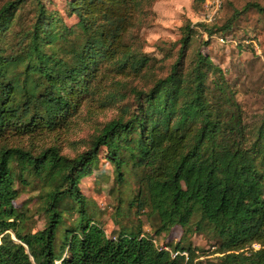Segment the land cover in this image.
I'll return each mask as SVG.
<instances>
[{
  "label": "trees",
  "instance_id": "obj_1",
  "mask_svg": "<svg viewBox=\"0 0 264 264\" xmlns=\"http://www.w3.org/2000/svg\"><path fill=\"white\" fill-rule=\"evenodd\" d=\"M141 6L67 0L74 27L41 0L0 6V264H264V112L247 119L211 58L197 48L187 59L190 23L180 28L166 74L131 87L130 104L84 151L68 158L57 146L13 143L68 131L100 67L137 77L154 69L156 60L128 42ZM249 10L264 15V6L249 2L220 28L196 26L211 37ZM122 97L110 96L106 105ZM101 149L117 225L109 235L80 189ZM25 192L34 193L33 206L17 212L14 202ZM130 214L144 216L151 233L139 220L127 225ZM34 217L42 224L32 231ZM174 227L183 241L207 234L218 256L158 247L156 236Z\"/></svg>",
  "mask_w": 264,
  "mask_h": 264
},
{
  "label": "rangeland",
  "instance_id": "obj_2",
  "mask_svg": "<svg viewBox=\"0 0 264 264\" xmlns=\"http://www.w3.org/2000/svg\"><path fill=\"white\" fill-rule=\"evenodd\" d=\"M8 0H0V6ZM49 10L58 12L68 27H74L76 19L68 16L65 9L67 0H41ZM220 6L212 21L206 17V0L196 4L194 0H142V6L135 16L134 26L128 34V42L133 48L147 55L154 63V69L146 71L141 77L134 73L119 74L107 66L100 67V76L91 82L92 94L89 95L73 120L71 128L58 131L52 135L36 140H20L13 143L33 147L57 146L62 155L72 158L87 148L90 138L102 126L115 118L122 104H130L131 87L146 86L151 75L164 76L173 60L180 28L190 23L194 29L192 47L188 52V60L192 59L198 48L209 56L218 66L233 88L236 100L242 106L249 120L257 118L264 112V15L254 10L242 13L227 32H219L208 37L196 24L205 23L209 27L220 28L232 15L246 3L257 2L264 6V0H219ZM195 25V26H194ZM206 42V44H204ZM175 48V50L173 49ZM134 74V75H133ZM129 75V76H126ZM123 96L111 105H106L110 96ZM112 184L111 167L99 151L97 169L89 177L81 181L80 189L89 198L96 210V217L106 234L117 231L114 221V201L108 190ZM34 193L25 192L15 202V210L32 208ZM139 218V219H138ZM141 221L142 230L150 232L145 217L130 214L127 225H135ZM27 229L32 231L41 228L42 220L34 217L28 221ZM124 223L123 220L120 221ZM156 245L172 251L176 244L190 246L197 253L207 254L206 258H214L213 241L207 234H192L183 241L182 230L174 227L167 235L156 236ZM258 249L257 245L252 246ZM202 259V258H200Z\"/></svg>",
  "mask_w": 264,
  "mask_h": 264
},
{
  "label": "built area",
  "instance_id": "obj_3",
  "mask_svg": "<svg viewBox=\"0 0 264 264\" xmlns=\"http://www.w3.org/2000/svg\"><path fill=\"white\" fill-rule=\"evenodd\" d=\"M220 6V1L219 0H206V8H207V13L206 17L208 21H212L218 8ZM178 252H173L172 257L176 256ZM181 255H186L185 252H182Z\"/></svg>",
  "mask_w": 264,
  "mask_h": 264
}]
</instances>
